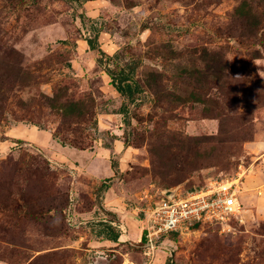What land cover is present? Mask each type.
Instances as JSON below:
<instances>
[{
    "label": "rangeland",
    "instance_id": "obj_1",
    "mask_svg": "<svg viewBox=\"0 0 264 264\" xmlns=\"http://www.w3.org/2000/svg\"><path fill=\"white\" fill-rule=\"evenodd\" d=\"M0 143V264H264V0H0ZM233 181L231 229L142 240Z\"/></svg>",
    "mask_w": 264,
    "mask_h": 264
},
{
    "label": "built area",
    "instance_id": "obj_2",
    "mask_svg": "<svg viewBox=\"0 0 264 264\" xmlns=\"http://www.w3.org/2000/svg\"><path fill=\"white\" fill-rule=\"evenodd\" d=\"M236 181L211 184L207 190L187 193L179 197L173 191L148 209V226L144 240L153 248L157 241L171 234L195 231L196 224L219 226L224 232L231 229V219H237L240 204L236 198Z\"/></svg>",
    "mask_w": 264,
    "mask_h": 264
},
{
    "label": "trees",
    "instance_id": "obj_3",
    "mask_svg": "<svg viewBox=\"0 0 264 264\" xmlns=\"http://www.w3.org/2000/svg\"><path fill=\"white\" fill-rule=\"evenodd\" d=\"M88 46L91 50H95V45L93 44L92 40H88ZM106 72L108 73L109 77L112 79V86L115 89V91L122 97L127 98L130 101H134V96L135 93H137L139 91L138 87L134 84H130L129 83V78L127 77V75H124L123 73H119L117 75H114L113 73H111V71L106 70ZM92 118L90 120H92V125H94L92 127V130L96 131L97 130V123L96 120L94 119V114H91ZM52 139H57L58 143L61 146H65L67 145H74L73 147L77 148V143H74V141L72 140H67L65 138H61L56 134H52ZM82 150V149H80ZM199 226V223L195 225ZM108 230L111 231V233L108 235V237L106 238V240L111 241V242H116L118 240V234L114 233V230L111 229V227L107 226ZM172 236L175 234H171ZM169 236V235H168ZM142 240L144 241V235H142ZM170 260V258H169Z\"/></svg>",
    "mask_w": 264,
    "mask_h": 264
},
{
    "label": "crops",
    "instance_id": "obj_4",
    "mask_svg": "<svg viewBox=\"0 0 264 264\" xmlns=\"http://www.w3.org/2000/svg\"><path fill=\"white\" fill-rule=\"evenodd\" d=\"M10 131H11V129H10ZM11 133H12V131H11ZM11 133H10V132H7L6 135H5V138H7L8 141H9L11 138H13V139H15V140H17V138H18V140H23V139H20V138H21L20 136H25V134L23 133V131H21V132H20V131H17V132L14 131V133L18 134V137H17V138H16V137H12V136L10 135ZM7 134H8V136H10V137H8ZM6 136H7V137H6ZM50 140H51V142H54L52 138H51ZM0 145L2 146L3 143H0ZM3 146H4V145H3Z\"/></svg>",
    "mask_w": 264,
    "mask_h": 264
},
{
    "label": "water",
    "instance_id": "obj_5",
    "mask_svg": "<svg viewBox=\"0 0 264 264\" xmlns=\"http://www.w3.org/2000/svg\"><path fill=\"white\" fill-rule=\"evenodd\" d=\"M172 193H173L172 191H167L166 195L169 196V195H172Z\"/></svg>",
    "mask_w": 264,
    "mask_h": 264
}]
</instances>
